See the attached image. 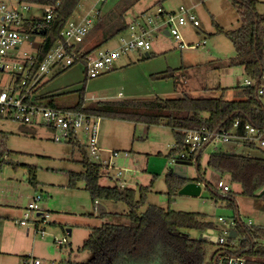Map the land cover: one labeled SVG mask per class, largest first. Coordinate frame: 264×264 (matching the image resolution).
Here are the masks:
<instances>
[{
	"label": "rangeland",
	"instance_id": "obj_1",
	"mask_svg": "<svg viewBox=\"0 0 264 264\" xmlns=\"http://www.w3.org/2000/svg\"><path fill=\"white\" fill-rule=\"evenodd\" d=\"M93 2L82 0L72 18H78L82 10L88 9ZM1 4L16 9L21 6L18 0H0ZM122 6H129L124 15L128 27L104 42L101 45L103 49L116 47L120 36L128 37L131 32L139 34L138 29L129 30V25L141 23L140 17L144 13L155 15L158 8L164 13H176L180 6L190 9L199 25L194 27L188 23L179 27L184 44L183 48H179L174 37L164 34L161 20L154 19L153 23L146 25L152 44L147 52L148 57L142 51L121 55L113 63V70L87 81L81 63L56 74L52 71L46 75V82L39 89L40 95L52 96L56 107L60 108L73 107L81 89L86 105L97 101L149 100L155 95L175 97L183 93L220 97L223 90L226 100L237 99L235 89L244 86L248 77L243 67L228 65L235 50L230 40L223 34H217L215 28L218 25L229 32L240 27L233 0H108L103 6L102 15L110 11L117 13ZM255 9L258 14H264V0H257ZM30 15L42 17V7L30 5V10L24 16ZM41 41L37 35L32 44L25 42L18 52L20 61L23 53L36 54ZM91 41L97 43L96 38ZM169 70L178 71L173 78L154 79V75ZM11 78L9 72L0 73V81ZM99 123V145L120 154L114 163L117 168L128 170L125 174L127 187L137 188L151 183L145 205L205 214L213 223V234L227 237L225 231L230 227L234 210L226 206L221 198L215 200L210 195V187L220 192L217 183L222 179L230 187L241 220L264 227V201L241 195L238 184L229 182L226 176L222 177L208 168L206 160L210 148L205 149L200 158V169L204 172L205 182L210 184L209 188L202 186L198 196L177 194L173 201H169L165 179L170 169L185 174L189 179L196 177L193 164L178 167L175 165L178 161L172 163L168 158L169 151L175 145L171 130L163 124L147 126L107 117H101ZM19 128L17 122L0 118V146L7 154L0 164V260L3 261L0 264H18L20 256L87 264L92 254L83 251L81 246L90 229L106 222L128 224L121 215L127 211V207L121 201H100L98 203L108 212L101 216L97 212V203L92 202L84 183L78 182L75 188L68 186L69 173L84 170L78 149L53 141L48 127H34V133H23ZM219 148L229 154L264 158V150L242 143H225ZM123 153L128 155L124 156ZM28 167L35 170L36 185L29 182ZM99 184L113 186L115 182L103 175ZM263 191L264 188L257 194ZM36 195L42 197L38 204L40 209L49 215L44 223L38 225V230L43 228L45 231L43 237L35 232L32 221H28L27 226H19L17 222L22 217L23 208L31 201L30 197ZM219 217L224 222L219 221ZM185 232L193 238L204 235L196 230ZM55 237H67L69 244L59 248L53 241ZM233 241L237 243V237ZM217 248L216 243L207 246L205 264L211 262Z\"/></svg>",
	"mask_w": 264,
	"mask_h": 264
},
{
	"label": "trees",
	"instance_id": "obj_2",
	"mask_svg": "<svg viewBox=\"0 0 264 264\" xmlns=\"http://www.w3.org/2000/svg\"><path fill=\"white\" fill-rule=\"evenodd\" d=\"M18 1L21 4L54 7L53 19L39 32L27 26L23 27L24 31L39 35L43 39L38 48V58L41 59L58 40L62 28L72 19L82 0ZM233 2L240 27L226 32L216 25V33L225 35L235 50V55L228 65L243 67L246 77L259 81L264 72V14L256 12L257 0ZM128 8L129 6H122L117 13L110 11L98 17L83 43L76 47L81 59L128 27L124 21ZM94 38L97 39V43L91 41ZM176 71L178 70L161 72L153 77L173 78ZM235 90L237 97L235 100H226L223 90L220 97L183 93L177 97L156 96L139 101H97L92 105H86L84 91L81 89L77 103L73 107L61 109L80 110L99 117L143 123L147 126L163 124L171 130L177 147L169 151L167 156L170 159L171 155L182 150L183 130L209 127L223 131L228 130L235 120L239 122V131H242L246 124L264 128V96L257 93V86L242 85ZM37 101L60 108L56 107L52 96L40 95ZM69 145L80 152V162L84 170L79 173L70 172L68 186L75 188L78 182H82L93 203L98 205L100 201H121L127 207V211L121 215L126 218L128 224L106 222L90 229L81 246L83 251L92 254L87 264H205L207 246L213 243L203 236L193 238L185 231L196 230L202 235L208 229L214 230L213 223L207 219V215L145 205L151 183L137 188H121L116 184L100 185L99 180L105 174V169L88 160L84 145L81 143ZM4 152L6 150L1 147L0 156ZM200 158L201 156L195 163V178L166 176V194L169 201H173L178 190L187 182H205L204 172L200 169ZM206 166L222 177L226 176L229 182L238 184L241 195L264 201V191L257 194L264 188V158L213 152L207 157ZM28 175L29 182L36 185L33 167H28ZM204 184L209 188L210 184L206 182ZM210 189L212 199L221 198L226 202V206L234 210L231 219L234 225L231 228L236 232L238 241L235 243L234 239H227L224 246L227 253L243 257L245 264H264V227L249 225L241 220L231 190L222 194L212 187ZM107 214L108 212H105L101 216ZM237 247L238 250L232 251V248ZM207 264H212V260Z\"/></svg>",
	"mask_w": 264,
	"mask_h": 264
},
{
	"label": "built area",
	"instance_id": "obj_3",
	"mask_svg": "<svg viewBox=\"0 0 264 264\" xmlns=\"http://www.w3.org/2000/svg\"><path fill=\"white\" fill-rule=\"evenodd\" d=\"M107 1L94 0L93 4L83 14L78 15V18L69 20L62 28L58 40L41 59L38 58L39 45L36 48V54L23 53L21 61L18 53L20 47L27 41L32 44L37 36L24 31L23 27L27 26L35 32H39L53 19L54 7L41 6L42 17L34 15L26 17L24 13L30 10L29 4H21L20 9L10 8L4 4L0 5V73L9 72L12 75L10 80L1 79L0 81V114L2 118L17 122L20 127L31 129L37 126L48 127L55 142L81 143L85 146L88 160L101 165L105 169V177L113 180L117 186L125 188L128 186L125 177L128 170L117 168L114 163V159L120 154L116 151L101 148L99 145L98 135L101 117L80 110L55 108L39 103L37 101V97L40 96L39 89L45 84L46 75L52 71H55L56 74L74 66L76 63H81L84 66V76L89 80L110 71L113 63L121 55L133 51L148 52L152 44L149 40L146 25L153 23L154 19L161 20V25L165 28L164 34L174 37L175 41L179 43V48L184 47L179 27L188 23L197 27L199 22L190 9L182 6L178 8L176 13H164L158 8L155 15L144 13L140 17L141 23L129 25V30L138 29L139 34L131 32L128 37L120 36L116 47L104 49L100 47L81 59L76 47L83 43L91 28L96 24ZM202 44L204 45L205 41ZM245 84L247 86L256 85L257 93L264 96V72L259 81L248 78ZM183 134L182 150L171 155L170 161L172 163L181 161L195 165L197 158L202 155L205 149L210 148L209 156L213 152H223L219 146L230 142L242 143L246 146L253 145L264 150V128L246 124L242 131H239L237 120L233 122L228 130L219 131L202 127L183 130ZM176 148V145H174L173 149ZM123 155L127 156L128 153H123ZM6 156V152L0 156V164ZM217 189L225 194L230 190V187L223 180H219ZM41 199L40 195L30 197L31 201L23 208L22 217L17 222L19 226H27L28 221H32L35 232L43 237L45 231L43 228L38 230V225L44 223L49 215L43 213L40 209L38 204ZM219 221L224 222L221 217ZM247 224L250 225V223ZM233 225L234 222L231 221L229 229L225 231L227 237L217 236L218 250L212 259V264H245L243 257L229 254L224 248L227 239H229V231L233 230L231 228ZM53 241L59 248L69 244L67 237L61 239L55 237ZM238 249V247L232 248V251ZM18 264H71V261L62 259L43 261L35 256H22Z\"/></svg>",
	"mask_w": 264,
	"mask_h": 264
},
{
	"label": "water",
	"instance_id": "obj_4",
	"mask_svg": "<svg viewBox=\"0 0 264 264\" xmlns=\"http://www.w3.org/2000/svg\"><path fill=\"white\" fill-rule=\"evenodd\" d=\"M167 34V32H165ZM244 86H247L246 84H244ZM19 131L20 132H23V133H34V130L31 129V128H28V127H20L19 128ZM181 165H186V164H190L189 162H182L180 163ZM180 164H176V166L178 167H182ZM175 169H170L169 171V175H174L178 178H182V179H187L188 177L185 175V174H176L174 173ZM202 186H205L204 183H198V182H195V181H190V182H187L186 184H184L179 190H178V194L179 195H187V196H198L200 193H201V189H202ZM97 212L99 214H103L106 212V209L104 206L98 204L97 205ZM68 234H70V231L68 230ZM204 238L210 240L212 243H216L217 242V236H215L213 234V230L211 229H208L206 231V233L203 235ZM228 238L229 239H234L236 238V232L234 230H230L229 231V234H228Z\"/></svg>",
	"mask_w": 264,
	"mask_h": 264
},
{
	"label": "crops",
	"instance_id": "obj_5",
	"mask_svg": "<svg viewBox=\"0 0 264 264\" xmlns=\"http://www.w3.org/2000/svg\"><path fill=\"white\" fill-rule=\"evenodd\" d=\"M88 8H89V7H88ZM85 11H86V10H82L81 14H83ZM144 53H145V56L148 57L147 52H144ZM112 67H113V66H112ZM111 69L113 70V68H111ZM111 69H110V70H111ZM173 87L175 88L176 86H173ZM189 94H190V93H189ZM156 96H158V95H155L154 97H156ZM159 97H161V96H159ZM175 97H177V96H175ZM115 100H118V99H115ZM100 147H101V146H100ZM101 148H103V147H101ZM180 163H182V162H181V161H178L176 164H180ZM176 164H175V165H176ZM180 165H181V164H180ZM194 166H195V165H194ZM174 173H176L177 175H178V174L182 175L181 172H178V171H176V170L174 171ZM106 178H108V177H106ZM108 179L111 180L110 178H108ZM219 218H220V217H219ZM207 219H209V217H208ZM250 225H251V224H250ZM21 257H22V256H20L19 259H20ZM18 261H19V260H18ZM2 262H3V261L0 260V263H2Z\"/></svg>",
	"mask_w": 264,
	"mask_h": 264
}]
</instances>
